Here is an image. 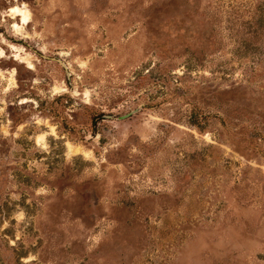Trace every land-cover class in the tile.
<instances>
[{
	"label": "rangeland",
	"instance_id": "1",
	"mask_svg": "<svg viewBox=\"0 0 264 264\" xmlns=\"http://www.w3.org/2000/svg\"><path fill=\"white\" fill-rule=\"evenodd\" d=\"M242 2L0 0V264H264Z\"/></svg>",
	"mask_w": 264,
	"mask_h": 264
},
{
	"label": "trees",
	"instance_id": "2",
	"mask_svg": "<svg viewBox=\"0 0 264 264\" xmlns=\"http://www.w3.org/2000/svg\"><path fill=\"white\" fill-rule=\"evenodd\" d=\"M235 6V4H234ZM238 9L243 10H252L253 14L258 15V20L256 21L258 25H262L263 20L262 15H264V0H247V2H242L238 6Z\"/></svg>",
	"mask_w": 264,
	"mask_h": 264
},
{
	"label": "bare ground",
	"instance_id": "3",
	"mask_svg": "<svg viewBox=\"0 0 264 264\" xmlns=\"http://www.w3.org/2000/svg\"><path fill=\"white\" fill-rule=\"evenodd\" d=\"M10 10H11V9H10ZM14 10L16 11V13H17L18 16H22V15L25 14V10L22 9V8L16 7ZM11 14H12V13H11ZM17 15H16V16H17ZM22 21H23L24 24H28V23H29V20H28L27 18H25V16H24V20H23V18H22ZM18 59H19V58H18ZM25 100H26V99H25ZM69 148H70V150L73 149V147H72L71 145L69 146ZM72 151H73V150H72Z\"/></svg>",
	"mask_w": 264,
	"mask_h": 264
},
{
	"label": "water",
	"instance_id": "4",
	"mask_svg": "<svg viewBox=\"0 0 264 264\" xmlns=\"http://www.w3.org/2000/svg\"><path fill=\"white\" fill-rule=\"evenodd\" d=\"M135 112H136V111L131 112L130 114H127V115H125V116H122V117H120L119 119L123 120V119L129 118V117H131Z\"/></svg>",
	"mask_w": 264,
	"mask_h": 264
}]
</instances>
